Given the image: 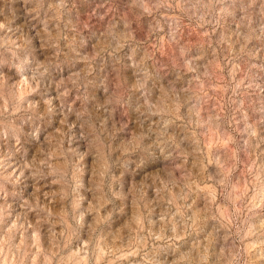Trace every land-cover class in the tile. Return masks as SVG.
<instances>
[{
	"label": "clouds",
	"instance_id": "obj_1",
	"mask_svg": "<svg viewBox=\"0 0 264 264\" xmlns=\"http://www.w3.org/2000/svg\"><path fill=\"white\" fill-rule=\"evenodd\" d=\"M0 264H264V0H0Z\"/></svg>",
	"mask_w": 264,
	"mask_h": 264
}]
</instances>
